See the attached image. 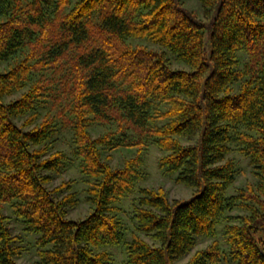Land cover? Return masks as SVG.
<instances>
[{"label":"trees","instance_id":"1","mask_svg":"<svg viewBox=\"0 0 264 264\" xmlns=\"http://www.w3.org/2000/svg\"><path fill=\"white\" fill-rule=\"evenodd\" d=\"M185 1L0 0V264H21L25 241L32 264H113L119 246L124 264H264V0H197L204 19ZM65 140L86 178L84 219L68 218L69 183L50 184ZM149 141L192 195L140 189L127 239L117 203ZM233 143L253 180L231 194ZM120 146L137 155L113 168Z\"/></svg>","mask_w":264,"mask_h":264},{"label":"rangeland","instance_id":"2","mask_svg":"<svg viewBox=\"0 0 264 264\" xmlns=\"http://www.w3.org/2000/svg\"><path fill=\"white\" fill-rule=\"evenodd\" d=\"M74 1V0H73ZM183 5L187 7L188 10L193 11L194 14L201 19L202 9L200 7V4L197 0H186L183 2ZM149 45V44H147ZM171 61H172V67L174 68H182L183 65L179 64L171 55H169ZM3 65H0V68L3 69ZM36 76H39V74L34 75L31 77L30 81L26 84L28 87L30 83L36 79ZM15 95H12L11 98H14ZM46 99V98H45ZM164 111V105L162 103L156 102L154 104L153 112H159ZM164 121L158 120L157 124H162ZM108 125H95L91 128V134L92 135H98L103 134L105 131V128ZM66 132H63V135H65ZM130 132H128V135ZM119 136L115 137L116 139ZM64 145L62 142H60L58 145H56L57 148L60 150H63L66 157H68V160L64 161L65 169L59 173L58 175H55L54 178L51 181V186L55 187L63 182H68L71 186L69 188V191H63L64 194H67L68 192L74 191L76 192L77 197V203L73 209L69 211L68 218L71 219H84V217L87 216L89 212V203L86 201V189H87V183L86 178L84 175L80 173V170L78 168V163L74 161L71 150L68 147V141L65 140ZM237 143L232 144V151L228 154L227 158L233 161L234 166L236 168V179L232 186L229 189V193L233 194L236 192L237 189L246 187L248 184L252 183L253 177H252V170L249 166L248 159L238 151L236 147ZM70 150V151H69ZM107 153L109 154V163L113 168L121 167L124 164V161L130 158H133L137 155V148H125L118 147L113 150H107ZM165 155L164 152H162L156 145H154L151 141L148 142L146 149H143L139 156V159L141 161V165L136 168L137 172L140 176V178L134 183L132 190L130 193H127L125 196L120 198V200L117 203V206L121 209L120 213H118L119 218L123 224V226L128 230L127 239H129L130 231L133 228L135 222L133 220V208L132 203L135 200L137 201V198L139 197V190L140 189H161L164 193H166V196L170 201L176 200V201H182L188 199L192 195V191L190 189H187L181 184H178L175 182V176L167 173L164 169L160 168V159ZM14 228L15 233H19L20 229L18 226L12 224ZM216 237L219 240V244L226 250L228 253L229 248L226 246V237L222 235L221 226L217 229ZM148 241H150L149 238L145 237ZM211 242V238H200L197 242V245L194 247L192 252L202 249L206 247ZM34 243V242H32ZM24 248H27L23 255L18 259V262L21 264H32L34 261L37 260L34 246L31 243H27L26 241L22 244ZM122 246L119 247H110L109 250L113 255V264H124L125 262V253L123 251ZM219 264H234L230 261H223Z\"/></svg>","mask_w":264,"mask_h":264}]
</instances>
